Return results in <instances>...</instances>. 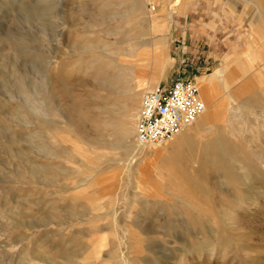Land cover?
Returning <instances> with one entry per match:
<instances>
[{
  "label": "rangeland",
  "instance_id": "obj_1",
  "mask_svg": "<svg viewBox=\"0 0 264 264\" xmlns=\"http://www.w3.org/2000/svg\"><path fill=\"white\" fill-rule=\"evenodd\" d=\"M119 66L126 96L78 86ZM179 78L209 112L139 146L143 92ZM0 264H264V0H0Z\"/></svg>",
  "mask_w": 264,
  "mask_h": 264
},
{
  "label": "built area",
  "instance_id": "obj_2",
  "mask_svg": "<svg viewBox=\"0 0 264 264\" xmlns=\"http://www.w3.org/2000/svg\"><path fill=\"white\" fill-rule=\"evenodd\" d=\"M204 111L205 103L194 79L179 78L158 85L141 96L136 142L146 148L164 144L194 124Z\"/></svg>",
  "mask_w": 264,
  "mask_h": 264
},
{
  "label": "bare ground",
  "instance_id": "obj_3",
  "mask_svg": "<svg viewBox=\"0 0 264 264\" xmlns=\"http://www.w3.org/2000/svg\"><path fill=\"white\" fill-rule=\"evenodd\" d=\"M138 12H140V4L138 3V1L137 2L135 1L132 3L131 7L128 9L127 15H126V13L124 15L126 17V16H130L132 14L138 13ZM96 17H97L96 15H94L93 13L90 12V10L86 4L79 3L78 14H77L76 20L88 19L89 21H91V20L96 19ZM104 18H106V17H104ZM82 28L86 29L88 27L83 26ZM72 48L74 50H80L81 52L84 51V49H85V51H91V49L93 50V46L91 44L79 45V46L74 45ZM137 48L138 47L134 46V45L130 46L127 50L119 52L118 55L120 56V59L122 61L125 60L124 58H128V59L134 58V57H136ZM126 61H128V60H126ZM109 67L111 68V67H113V65H110ZM115 69L117 71L114 72L111 76H109V80L107 78L105 80L97 79V78L92 80V79H88V78H83V77L80 78L79 77V79L77 80L78 86L80 88H84L86 86H91V87H95V88H103V89L109 90V91L114 92V93H121L120 95L126 96L127 94H129V92L126 90L122 91L121 88L119 87V84L127 83V79L129 78V74L133 71V69L131 67H120V66L115 68ZM58 89H59L58 95L63 99L68 98L70 100L69 101L71 104L70 106H72V109H74V112L77 113L78 112L79 99L78 98L74 99V98L70 97L69 86L67 84H62ZM200 117L205 118L204 113ZM207 124H209V123L207 122ZM96 125H94V126H96ZM110 136L112 137L111 140L107 139L109 137H107L106 139H103L104 137L102 136L103 137L102 138L100 135L97 136L98 137L97 139L101 142L105 141L110 147L125 148V149L130 148L128 142H126L125 139L121 137L122 135L120 136V133H117L114 131Z\"/></svg>",
  "mask_w": 264,
  "mask_h": 264
},
{
  "label": "crops",
  "instance_id": "obj_4",
  "mask_svg": "<svg viewBox=\"0 0 264 264\" xmlns=\"http://www.w3.org/2000/svg\"><path fill=\"white\" fill-rule=\"evenodd\" d=\"M170 1V0H169ZM176 3L179 1V0H174ZM170 20H172V18H171V14H170V18H169ZM215 74H214V81H215V83H217V84H220V71L217 69V70H215V72H214ZM202 81L201 80H198V84L200 85V95H201V98L203 99V101L205 102V105H206V109H207V111L209 112V107H208V104H206V101H207V98L208 97H211V95H212V93H213V91H214V89H215V87L216 86H213V85H211V84H205V85H202ZM202 86V87H201Z\"/></svg>",
  "mask_w": 264,
  "mask_h": 264
}]
</instances>
